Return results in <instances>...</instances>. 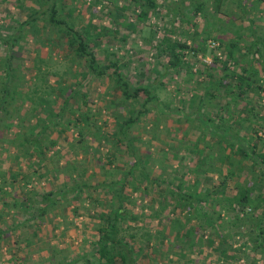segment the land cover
Instances as JSON below:
<instances>
[{"label":"rangeland","instance_id":"374dc122","mask_svg":"<svg viewBox=\"0 0 264 264\" xmlns=\"http://www.w3.org/2000/svg\"><path fill=\"white\" fill-rule=\"evenodd\" d=\"M255 1L244 0V4L251 8ZM63 2L62 13H71L77 26L80 22L86 25L90 21L105 27L108 32L118 28L114 36L102 30L100 40L92 44L91 48L101 63L117 61L121 72L132 86H142L150 80V84L157 87V93L165 105L171 109L184 107L188 114L192 112L190 102L194 95H203L210 84L204 64L214 66V74L225 77L223 68L211 58L210 50H214L215 46L207 40L206 51L196 57H192V52L187 55L188 62L195 61L194 75L191 76L185 69L179 74L166 72L164 63L168 59L159 56L156 44L173 38L187 40L196 48L206 38L205 25L208 21L216 22L217 28L223 31L217 32L214 38L226 43L235 38L237 29L242 33H249L246 30L250 25L249 19L254 20L257 35L264 36V3L256 5L249 15H243V10L235 0H227V13L223 12L227 9L226 6L221 13L213 16L210 13L212 9L206 8L205 13L195 15L191 8L192 11H184V18H174L172 9L178 6L180 0H157L159 11L152 12L149 19L140 21L139 11L134 7L133 0ZM39 6L37 0H0V36L7 39L18 33L21 24L29 19L31 11L39 9ZM116 7L122 10V16L115 15ZM47 19L44 17L36 24L31 23L30 29L29 26L23 28L21 34L24 38L13 53L14 68L18 70L11 84L9 101L5 105L9 113L0 111V264H66L81 258L92 249V244L98 240L99 228L104 222L103 216L112 209L113 198L108 189L103 185L97 190L88 189L73 193L65 199L59 198V202L49 206L45 212L40 210L46 206L44 195L61 190L66 185L73 188L88 182L97 186L119 180L122 170L124 173L123 168L132 162V158L127 153L125 144L121 143L123 137H117L121 125L118 117L127 118L132 110L140 109L139 102L145 101L143 96L127 101L111 76L90 80L82 89V92L88 94V107H82L79 112L73 111L72 107L68 108L58 129H48L46 138L42 139L46 145L53 143L55 146L49 148V152L46 149L44 155L37 151L36 154H31L33 146L23 141L25 130L30 126L29 117L32 118L30 123L36 127L35 133L38 135L46 124L57 120L43 109L50 107L58 110L62 102L55 94L48 97L45 105L39 104L38 98L52 87H61L63 95H70L77 82L75 72L80 79L86 74L83 66L76 64L72 68L71 63L75 59L69 54V40L54 26H50ZM251 40V37L247 39L249 42ZM10 54L9 48L0 42V91L2 80L6 76L2 63ZM38 60H44L41 71L49 72L45 82L34 72V65ZM243 60L250 67L255 62L251 57ZM255 66L264 75L262 65L256 63ZM234 69L238 70L237 67ZM198 71L202 73L199 74ZM130 92L133 94V90ZM244 105V101L239 105L232 104L237 112ZM261 107L264 121V99ZM156 112L154 109L143 116L130 132V136L136 140L135 147L139 154L147 160L148 172L152 173V178L169 179L175 185L182 180L185 190L192 188L193 191L194 184L199 183L198 191L204 196L206 188L220 183L222 176L227 175V170L230 169L226 164L228 160L222 164L219 159L225 160L230 156V150L225 149L221 141L211 142L209 138H205L207 141L203 140L197 121L178 119L169 112L160 114L158 120ZM204 112H217L216 99L207 97ZM85 116H90L89 123H86ZM18 117L26 122L21 123ZM64 128L67 130L62 131ZM200 151L204 152L201 154L203 158L215 160L214 165H209L211 161L205 166L199 165L200 158L197 154ZM233 161L238 170L242 168L237 181L245 186L252 185V172L246 167L247 162L239 156H234ZM109 162H113L112 165ZM206 166L222 168L221 174H208L214 178L213 184L203 170ZM233 184L231 180L229 187ZM159 189L155 183L139 184L135 180L126 189L131 196L127 210L133 214V221L126 222V225L132 226L129 232L143 235L147 230L155 235L163 231L167 235L165 239L161 236L152 237V245L139 257L140 264H183L186 260L181 259L182 253L192 259L193 264H218L220 258H225L214 247L224 242L227 220L213 221L218 227L215 234V230L210 227H198L197 219L192 217L190 225L196 229L195 240L183 243L176 239V229L169 225V220L179 218L181 223H185L184 218L190 215V211L183 210L182 216L173 213V206L170 208V205L178 204L172 198L171 188H167L165 192H160ZM157 210L158 214L155 212ZM213 210L215 211L209 210L211 213L204 211L211 214L214 220L217 215ZM176 212L179 213L180 210L176 209ZM29 220L32 221L28 223ZM249 224H253V221ZM201 236L203 244L198 242ZM208 237L214 241L213 245L207 243ZM232 242L234 250H230L228 255L238 256L236 249L243 246V241L234 237ZM247 252L249 258H254V264H264L262 255L249 249ZM91 261L95 263L94 259ZM222 262L247 264L240 259H226ZM73 264H86V261L83 258Z\"/></svg>","mask_w":264,"mask_h":264},{"label":"trees","instance_id":"16d2710c","mask_svg":"<svg viewBox=\"0 0 264 264\" xmlns=\"http://www.w3.org/2000/svg\"><path fill=\"white\" fill-rule=\"evenodd\" d=\"M37 1L40 4V8L31 11L29 19L26 20L23 25L21 24L18 33L11 35V37L7 39L0 36L1 44L9 48L12 53L8 55L2 63L6 76L4 80H2V90L0 91V111L4 110L9 113L5 105L9 101L8 97L12 90L11 84L18 70V68H14L13 53L15 52L14 49L16 46H18L19 42L24 38L21 32L25 26H29L30 29L31 23L36 24L38 21H42L44 17L48 18L47 21L50 26H54L69 40V54L73 55L75 59V61L71 63L72 68L76 64L83 66L86 74L80 79L78 77L79 75L75 72L74 75H76L75 78L77 82L75 87L71 90L70 95H63V88L61 87H52L50 90L46 91V94L42 93L41 98H38L39 104L45 105L48 99L55 94L57 99H62V102L58 110L50 107L43 109V111L57 120L46 124L38 135L35 133L37 130L36 127L30 123L32 118L29 117L28 123L30 126L25 130L26 134L23 141L33 146L32 148L34 151H32L31 154H36L37 151L44 155L46 154V149L49 152V148L55 146L53 143H49L50 146L48 144L46 145V142L43 143L42 139L46 138V131L48 129H58L61 125V121L64 119L65 113L68 112V108L72 107V109H74L73 111L79 112L82 107H88V94L82 92V89L90 80L111 76L117 83V89L122 90V95L127 101L137 100L142 96L145 98L143 103L139 102L140 109L132 110L130 116L127 118L124 119L117 116L119 118V123L121 122L117 137L118 135L123 137L121 143L125 144L127 153L132 158V162L128 163L126 167L123 168L124 173L122 170V175L119 180L102 183L100 185L98 184L97 186H93L88 182L73 188H69L68 185H66V187H63L61 190L58 189L55 192L52 191L44 195L43 201L46 203V206L40 209L43 212H45L49 206H53L56 202L58 203L59 198L65 199L73 193H80L88 189L97 190L98 188H102L103 185L112 194V209L108 214H104L103 216L104 222L99 228L98 240L92 244V249L79 259L81 260L84 258L86 264H140L139 257L146 248L152 245V237L161 236L163 239L167 237L163 231L155 235L147 230H145L143 235L129 232L132 226L126 225V222L133 221V214L127 210V204L130 202L131 196L126 192V189L129 183L134 180L139 182V184L155 183L160 188V192H165L167 188H171L170 192L173 200L178 205L183 206V208H181L178 205H170V208L173 206L171 209L173 213L179 214L180 216L183 210L190 211V215L184 218L186 219L185 223H181L179 218H172L174 220H169V225L174 226L176 229V239L183 243H191L195 240L196 229L193 225H190L193 220L192 217L197 219L198 227H203L204 225L207 228L210 227L215 230V234L218 232V227L215 225L216 220L225 219L227 220V226L224 227L226 228V233L223 236L225 237L224 242L218 247H214V250L220 252L219 254L221 257H225L220 258L217 261L219 262L218 264H228V262H222L226 259H240L247 262V264H254V258H249L248 249L255 254L259 253L262 255L261 257L264 258V121L260 110L264 99V75H262L260 69L255 66V64L258 63L264 68V36L257 35L258 32L256 31L254 20L249 19L250 25L248 29H246L249 31L248 34L242 33L237 29L235 31V38L229 40L227 43L214 38L217 32L223 33V31L217 28L216 22L209 23L208 21V24L205 25L206 38L202 40V45L196 48L189 44L187 40L173 38H167L164 43L159 41L158 44H156V48L159 49V56L168 59L164 63L166 72L173 71L175 74H179L181 70L185 69L191 76L194 75L193 68L195 67V61L191 60L188 62L187 55L192 52L193 56H191L196 57L199 53L206 51L205 42L207 40L214 41L218 44L214 50H210L211 58L214 63L220 64L223 68L225 77L214 74V66L204 64V71L208 72L207 78L210 84L206 87L203 95H194V98L190 102L192 112L188 114L184 107L182 109H171L165 105L157 93V87L152 83L150 84V80L147 81L145 85L132 86L128 78L121 72L117 61L111 60L110 62L101 63L97 59L96 53L91 47L94 42L100 40V32L102 30L106 31L105 27L97 26L90 21L86 25L80 22L77 26L76 23L73 22L71 13L67 15H65L64 12L62 13L63 0ZM226 1L227 0H180L178 6L172 9V11L174 18H184L188 10L192 11L191 8H193L195 15L199 12L205 13L207 10L212 9L210 13L213 16L215 13H221L225 6L227 7ZM235 2H237L238 7L243 10V15H249L250 11L255 9L256 5L263 4L264 0H256L251 8L244 4V0H235ZM133 3L134 7L139 11L138 19L140 21L149 19L152 12L156 13L159 11L157 0H133ZM208 4L211 5L209 6ZM206 8L208 9L206 10ZM115 10L117 12L115 13L116 16H122V10L118 7H116ZM184 11L186 12L184 13ZM228 11V7L223 10L224 13ZM63 14L65 15L64 17L62 16ZM131 25L132 24H130V26ZM117 32L118 28L115 27L114 30L109 32L106 31L105 33L114 36ZM249 37L252 38L251 42L247 41ZM245 57H251V59L255 61L252 67L248 65V62H243ZM43 64L44 60L35 62L34 68L36 67V70L34 72H37L38 78L40 79L41 77L45 82L47 76H49V72L44 73L41 71L43 70ZM235 67H237L238 70H235ZM200 72L202 73V71ZM35 87L38 88L36 84ZM130 90H133V94H131ZM27 95L29 98L31 97L29 93ZM208 96L216 99V113L204 112ZM227 99L231 101L228 102ZM243 101L245 105L237 112V109L235 106H232V104L239 105ZM154 109L157 110L155 114L157 119L160 117V114L169 112L172 117L174 116L178 119L184 118L192 122L197 121L201 129V138H204L203 140L207 141L205 138H209L211 142L221 141L225 149L230 150V156L228 155L225 160L219 159L222 164L228 160L226 164L230 167V169L227 170V175L222 176L223 178L220 183L213 184L212 181H214V178L212 176L209 177L208 174L211 172L214 174H221L222 170L220 169L222 168L215 169L212 167L207 168L206 166V168L203 169L207 174L208 180L213 184L210 188L205 189L204 196L198 191L199 183L194 184L193 191L192 188L190 190H185L182 185V180H180L179 184L175 185L174 182L169 179L152 178V173L148 172L147 160L145 161V158L139 154L138 149L135 147L136 140L130 136V132L143 116H146ZM18 112L20 113V110ZM17 119L20 120L21 123L25 121L20 117ZM85 119L87 120L86 123H89L91 120L90 116H85ZM82 120H84V118H82ZM18 128L21 127L18 126ZM63 130H67V128L62 129V131ZM80 135H82V133H80ZM119 142L120 141H117V143ZM201 154H204V152L200 151L199 154H197L200 158L198 159L199 165L205 166L210 161L211 163H209V165H214L215 160L209 157L203 158ZM234 156H239L241 160L247 162L246 167L252 172L251 181L253 183L250 182L252 185L245 186L242 182L237 181L240 176L239 172L242 168H239V170L236 168V164L233 161ZM112 163L113 162H109V165H112ZM231 180L234 184L232 187H229V182ZM152 209H154V207H152ZM176 209H179L180 212L177 213ZM210 209H215V211H213L217 217L214 220L212 215L208 214L211 213L209 211ZM155 212L158 214L159 211L157 210ZM31 221L32 220H29L28 223ZM250 221H253V224H249ZM1 235L2 231H0V237ZM216 236L218 237V235ZM234 237H239L240 241H243V246H240L238 250L236 249V251H238V256H229L228 252L234 250V243L232 242ZM158 238L163 242L160 237ZM201 241H203V236H201L198 242L202 243ZM213 242L211 237H208L207 243L213 245ZM250 243H253L251 247L249 246ZM91 259H94L95 263H93ZM181 259L186 260L183 264H193V260L187 258V255L183 253L181 254ZM77 260H73L66 264H73ZM59 264L64 263L59 262Z\"/></svg>","mask_w":264,"mask_h":264},{"label":"built area","instance_id":"2783aa9c","mask_svg":"<svg viewBox=\"0 0 264 264\" xmlns=\"http://www.w3.org/2000/svg\"><path fill=\"white\" fill-rule=\"evenodd\" d=\"M210 43H211L212 45H214L215 47L218 46V44H217L216 42L210 41Z\"/></svg>","mask_w":264,"mask_h":264}]
</instances>
